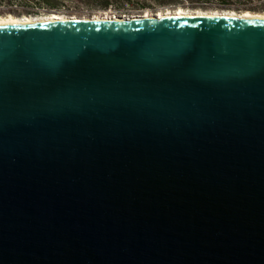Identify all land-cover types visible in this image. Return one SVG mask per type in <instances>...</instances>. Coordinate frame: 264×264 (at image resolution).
<instances>
[{
    "label": "water",
    "instance_id": "95a60500",
    "mask_svg": "<svg viewBox=\"0 0 264 264\" xmlns=\"http://www.w3.org/2000/svg\"><path fill=\"white\" fill-rule=\"evenodd\" d=\"M112 18L0 23V264H264V18Z\"/></svg>",
    "mask_w": 264,
    "mask_h": 264
},
{
    "label": "rangeland",
    "instance_id": "374dc122",
    "mask_svg": "<svg viewBox=\"0 0 264 264\" xmlns=\"http://www.w3.org/2000/svg\"><path fill=\"white\" fill-rule=\"evenodd\" d=\"M11 1V3H10ZM8 0L6 5L0 4V17L12 15L16 17H45L52 14L64 15L68 17H79V18H91V17H137V16H158L160 13L176 12L178 9H184L187 11H221L231 12L235 11L239 14L248 12L247 9L241 7L248 4H256V2H249L248 0H132V3L125 6L124 10L128 14H116L115 11H108L105 13H99L85 7H78L76 5H67L60 9L58 12L46 13V9L37 8L34 6H25L20 3L19 0ZM248 1V2H246ZM160 2H167L162 4ZM235 7L233 8H229ZM32 10L39 14H27L26 12ZM240 10L242 11L240 13ZM80 12L82 14H76ZM250 12V11H249ZM254 13V12H251ZM255 14H264V9H259Z\"/></svg>",
    "mask_w": 264,
    "mask_h": 264
},
{
    "label": "trees",
    "instance_id": "16d2710c",
    "mask_svg": "<svg viewBox=\"0 0 264 264\" xmlns=\"http://www.w3.org/2000/svg\"><path fill=\"white\" fill-rule=\"evenodd\" d=\"M8 0H0L1 5H6ZM10 1V0H9ZM22 5L34 6L37 8L46 9V13L58 12L64 6L76 5L78 7H85L99 13L108 11H115L116 14H128L124 7L131 4L132 0H19ZM11 3V1H10ZM167 4V2H160ZM202 11V10H201ZM232 12V11H231ZM249 12V11H248ZM27 14H39L29 10ZM76 14H82L75 12Z\"/></svg>",
    "mask_w": 264,
    "mask_h": 264
},
{
    "label": "bare ground",
    "instance_id": "6f19581e",
    "mask_svg": "<svg viewBox=\"0 0 264 264\" xmlns=\"http://www.w3.org/2000/svg\"><path fill=\"white\" fill-rule=\"evenodd\" d=\"M241 13V12H240ZM218 15V16H234V17H239V18H264V14H255V13H251V12H244V13H237L235 11L232 12H219V11H215V12H209V11H187L184 9H178L176 10V12H168L167 13H160L158 16L156 17H170V16H179V15ZM144 17V16H141ZM145 17H151L150 15H146ZM98 19L101 18H105V19H109V17L105 16V17H95ZM112 18V17H110ZM117 18V17H116ZM75 20V19H86V18H79V17H68V16H64V15H58V14H52L50 16H45V17H31V16H24V17H16V16H12V15H7L5 17H0V23H8V22H20V23H27V22H40V21H54V20ZM113 19V18H112Z\"/></svg>",
    "mask_w": 264,
    "mask_h": 264
},
{
    "label": "flooded vegetation",
    "instance_id": "af4514ba",
    "mask_svg": "<svg viewBox=\"0 0 264 264\" xmlns=\"http://www.w3.org/2000/svg\"><path fill=\"white\" fill-rule=\"evenodd\" d=\"M246 2H248V1H246ZM229 8H232V9L234 8L235 9V7H231V6H229ZM242 9H247L248 11L255 13L259 9H264V3H261V4H248V5H245V6L241 7V10ZM241 10H240V12H242Z\"/></svg>",
    "mask_w": 264,
    "mask_h": 264
},
{
    "label": "built area",
    "instance_id": "2783aa9c",
    "mask_svg": "<svg viewBox=\"0 0 264 264\" xmlns=\"http://www.w3.org/2000/svg\"><path fill=\"white\" fill-rule=\"evenodd\" d=\"M249 2H256V4L264 3V0H248Z\"/></svg>",
    "mask_w": 264,
    "mask_h": 264
}]
</instances>
